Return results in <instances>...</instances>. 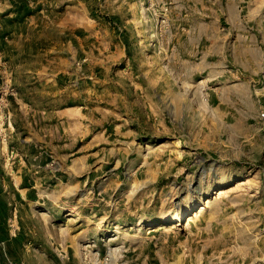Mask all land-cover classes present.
<instances>
[{"label":"crops","instance_id":"0c3cea01","mask_svg":"<svg viewBox=\"0 0 264 264\" xmlns=\"http://www.w3.org/2000/svg\"><path fill=\"white\" fill-rule=\"evenodd\" d=\"M59 3L0 0V87L11 90L10 122L0 125V264H24L14 254L37 228L38 206L39 219L54 221L81 196L97 217L102 202L169 180L165 167L184 165L189 152L225 167L264 149V17L255 8L264 0H125L124 24L114 15L109 28L98 18L75 25L78 4L52 18ZM128 7L139 10V27ZM166 102L188 134L166 129ZM196 118L198 128L187 125ZM220 181L217 203L183 232L147 222L125 264H264V176Z\"/></svg>","mask_w":264,"mask_h":264},{"label":"rangeland","instance_id":"374dc122","mask_svg":"<svg viewBox=\"0 0 264 264\" xmlns=\"http://www.w3.org/2000/svg\"><path fill=\"white\" fill-rule=\"evenodd\" d=\"M59 3L53 10H50L52 18H62L66 15V10L70 9V4H78L71 9L77 11L75 25L83 24L87 18L101 19L103 26L109 28L112 23V16L122 19L124 24L126 18L125 0H55ZM256 9L260 10V16L264 17V4L256 5ZM128 16L132 19L138 18L134 23V27H139V10L134 7H128ZM133 16V17H132ZM136 16V17H135ZM260 29L264 32V21L260 24ZM156 30H149L146 33V41L149 46L148 60H156V52L158 51V39ZM50 37L56 35L55 29H50ZM264 34V33H263ZM160 51V48H159ZM140 63L141 53L137 55ZM151 72V64L143 66V69L137 70L140 76L142 71ZM86 84V87L92 86L87 81L89 69L85 68L84 73L80 75ZM73 77V75H69ZM72 80V79H71ZM82 80V81H83ZM90 84V85H89ZM89 85V86H88ZM77 87H70L68 93L76 91ZM11 90L4 87L3 100L4 104L0 108V125L8 126L10 119L9 111L6 108V97ZM53 92V90H52ZM166 129L176 128L177 135L183 136L188 132H183L178 125L181 116L176 117V112L171 104L166 102ZM6 117L7 124H4ZM196 118L191 120L187 125H193L198 128ZM175 123V126L173 124ZM192 122V124H190ZM0 126V127H1ZM189 126H186V130ZM165 146L170 145L173 141V133L167 132L163 135ZM264 143V139H263ZM262 143V144H263ZM166 154L169 153L167 149ZM191 158L184 160V165L170 163L169 168L165 167V176L170 177L169 180L160 182L159 185H152L143 192H131L119 194L120 197L113 201L109 206L102 202L98 209V216H88L93 209L92 201L81 196L68 199V210H60L58 218L54 221L51 218L44 220L39 219V207L37 208V217L33 219L37 222V228L31 224V233L27 229L28 241L23 247H16L14 256L18 257V261L24 264H125L126 253L133 239H140L141 232L146 233L144 225L147 222L156 224H167L170 228L177 231H184L189 228L188 220L195 216L197 212L205 207L210 210L219 200L222 191H218L216 187L220 184V180L231 177L233 175L256 176L259 180L264 176V149L260 146L255 150H250L249 155H244L245 164L225 166L219 165V162L212 158L206 161L205 151L197 150L189 152ZM208 159V158H207ZM180 175L175 178L171 175ZM190 179V180H189ZM163 185L165 186L163 188ZM226 186V184L224 185ZM230 184L226 186L229 188ZM84 192L81 193L83 195ZM197 211V212H196ZM24 215L21 221L25 226L28 224V213L23 209ZM202 213V214H203ZM182 215L181 221H176L179 215ZM168 220V221H167ZM32 219L29 220V223ZM132 224H134L132 226ZM166 228V226H165ZM167 229V228H166ZM169 229V228H168ZM32 243V244H31ZM136 243V242H135Z\"/></svg>","mask_w":264,"mask_h":264},{"label":"built area","instance_id":"2783aa9c","mask_svg":"<svg viewBox=\"0 0 264 264\" xmlns=\"http://www.w3.org/2000/svg\"><path fill=\"white\" fill-rule=\"evenodd\" d=\"M3 91H4V88L2 89V88L0 87V108H2V106H3V104H4V103H3L4 100L2 99L3 96H1V94H3ZM261 118L264 119V111L261 113ZM10 155H11V157L13 158L14 155H15V151H11V152H10Z\"/></svg>","mask_w":264,"mask_h":264},{"label":"bare ground","instance_id":"6f19581e","mask_svg":"<svg viewBox=\"0 0 264 264\" xmlns=\"http://www.w3.org/2000/svg\"><path fill=\"white\" fill-rule=\"evenodd\" d=\"M241 185V184H240ZM202 213H203V209H201L199 212H197V214L195 215V216H193L192 218H190V219H192V220H195V219H197L198 217H200L201 215H202ZM183 215V214H182ZM182 215L180 214L178 217H177V219H176V221H181V217H182ZM168 221V220H167Z\"/></svg>","mask_w":264,"mask_h":264},{"label":"trees","instance_id":"16d2710c","mask_svg":"<svg viewBox=\"0 0 264 264\" xmlns=\"http://www.w3.org/2000/svg\"><path fill=\"white\" fill-rule=\"evenodd\" d=\"M1 190H2V187H1V185H0V192H1ZM1 205H2V204H1ZM4 216H5V209L3 210V214H2V216H1V214H0V223L3 222V217H4ZM0 229L3 230V226H2V225H0ZM0 236H4V234L1 233ZM4 237H5V236H4Z\"/></svg>","mask_w":264,"mask_h":264}]
</instances>
